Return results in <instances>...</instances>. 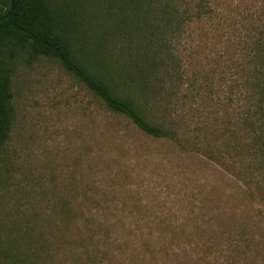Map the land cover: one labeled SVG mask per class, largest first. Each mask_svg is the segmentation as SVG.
I'll return each instance as SVG.
<instances>
[{
	"label": "rangeland",
	"instance_id": "1",
	"mask_svg": "<svg viewBox=\"0 0 264 264\" xmlns=\"http://www.w3.org/2000/svg\"><path fill=\"white\" fill-rule=\"evenodd\" d=\"M55 1L75 13L73 33L89 29L125 62L124 37L99 25L93 2ZM215 4L192 12L172 40L178 63L152 92L119 83L166 137L110 110L54 58L12 62L0 264H264V169L245 123L264 0Z\"/></svg>",
	"mask_w": 264,
	"mask_h": 264
},
{
	"label": "trees",
	"instance_id": "2",
	"mask_svg": "<svg viewBox=\"0 0 264 264\" xmlns=\"http://www.w3.org/2000/svg\"><path fill=\"white\" fill-rule=\"evenodd\" d=\"M90 1L98 10L99 25L104 27L111 21L108 27L113 29L114 24V31L124 37L125 62L111 55L101 38H86L89 29L81 31L74 24L75 33L72 32L75 13L69 12L68 3L63 7L55 0H0V16L14 8L0 20V147L9 137L14 115L12 62L22 56L30 60L56 59L110 110L126 116L149 135L170 134L163 125L150 120L133 98L120 91L119 83H129L142 93L152 92L161 71L175 69L173 65L178 63L172 40L182 33L193 11L200 18L212 14L217 8L216 0ZM81 10L86 12L84 6ZM256 43L253 59L260 78L254 83L253 94L258 103L247 109L245 123L254 130L253 157L259 169H264V32ZM255 117L258 119L251 122Z\"/></svg>",
	"mask_w": 264,
	"mask_h": 264
},
{
	"label": "water",
	"instance_id": "3",
	"mask_svg": "<svg viewBox=\"0 0 264 264\" xmlns=\"http://www.w3.org/2000/svg\"><path fill=\"white\" fill-rule=\"evenodd\" d=\"M14 8H12L9 12L4 13L3 15L0 16V20L4 17H8L10 13L13 11Z\"/></svg>",
	"mask_w": 264,
	"mask_h": 264
}]
</instances>
